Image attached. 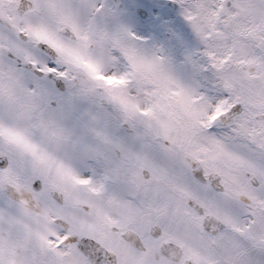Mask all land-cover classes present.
Here are the masks:
<instances>
[{"label":"snow or ice","instance_id":"snow-or-ice-1","mask_svg":"<svg viewBox=\"0 0 264 264\" xmlns=\"http://www.w3.org/2000/svg\"><path fill=\"white\" fill-rule=\"evenodd\" d=\"M0 264H264V0H0Z\"/></svg>","mask_w":264,"mask_h":264}]
</instances>
